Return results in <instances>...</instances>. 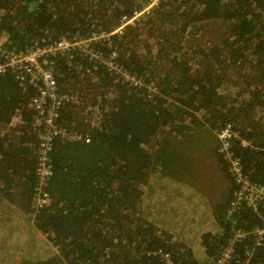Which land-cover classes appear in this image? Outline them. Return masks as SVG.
Returning a JSON list of instances; mask_svg holds the SVG:
<instances>
[{
    "label": "trees",
    "instance_id": "trees-1",
    "mask_svg": "<svg viewBox=\"0 0 264 264\" xmlns=\"http://www.w3.org/2000/svg\"><path fill=\"white\" fill-rule=\"evenodd\" d=\"M149 2L0 0V35L11 42L8 47L18 52L37 39L74 41L93 33L111 34L97 48L106 54L117 51L125 69L142 84L130 87L115 81L81 50L50 60L58 93H77L82 99L61 111L59 126L88 135L98 155L73 156L72 146L90 143L56 139L51 185L59 184L57 170L66 168L72 171L67 187L76 192L67 200L55 196L53 206L47 204L33 215L39 140L29 104L36 86L30 75L21 80L11 69L0 73V190L5 194L9 187L22 188L25 195L12 198L17 203L0 202V264H166L153 254L160 250L169 252L174 264H217L236 230L250 234L260 221L247 207L227 214L232 178L213 148L231 189L215 211L220 230L201 236L202 251L195 253L168 231L142 223L156 150L163 147L175 154L178 136L186 131L189 136L182 138L189 140L233 124L240 132L234 153L251 181L264 185V0H157L149 13L143 12ZM135 13L140 16L122 35L112 34L123 16ZM166 30L182 38V51L164 56L160 49V56L155 55L150 39ZM152 86L157 93L151 92ZM17 117L21 123L15 122ZM85 120L104 124L91 129ZM22 144L33 146L32 173L26 171L27 164L14 160L18 152L9 154L16 145L27 161L30 151L27 146L20 149ZM22 176L27 178L21 183ZM227 264H264V242L257 246L248 235L235 244Z\"/></svg>",
    "mask_w": 264,
    "mask_h": 264
},
{
    "label": "built area",
    "instance_id": "built-area-1",
    "mask_svg": "<svg viewBox=\"0 0 264 264\" xmlns=\"http://www.w3.org/2000/svg\"><path fill=\"white\" fill-rule=\"evenodd\" d=\"M156 2V0H150L149 6L145 7L143 12L149 13L150 6ZM138 15L139 13H135L132 18L123 16L114 33L122 35L125 27L133 23ZM104 35L93 33L85 38H74V41L64 37L53 42L37 39L18 52L15 48L7 46L11 42L5 34L0 35V73L11 69L16 72V77L21 80L25 78V75H30V83L36 86L35 95L30 102V108L36 115L39 140L38 157L35 164L36 182L32 202L33 215L43 210L50 201L49 189L56 175L53 156L55 140L58 139V141L65 143L90 142L91 140L88 135L78 131H68L59 126L58 120L61 111L68 105L82 103V99L77 93H58V84L52 66L54 61L51 63L50 60H57L56 57L72 49L81 50L80 54L84 55V58L95 60L99 64L98 66L105 67L115 81L127 83L130 87L142 86L139 78L125 69L126 66L117 51L106 54L97 48V45L101 47L103 40L100 38ZM152 91L157 93V86H152ZM85 122L91 125V129H96L104 124V122L97 120L91 122L85 120ZM215 133L219 142L217 151L226 162L228 173L232 178L233 190L228 202L227 214L229 216L239 214L243 207H247L256 211L260 220L253 225L250 234L238 228L233 237L228 240L217 261V264H227L231 259L235 244L246 239L248 235L253 236L255 245H263L264 214L261 212H264V185L251 181L244 172L240 157L234 153V141L239 139L240 133L234 125L226 123L222 129H217ZM242 143L248 145L246 141ZM153 254L159 255L166 264H174L169 252L160 250Z\"/></svg>",
    "mask_w": 264,
    "mask_h": 264
},
{
    "label": "crops",
    "instance_id": "crops-1",
    "mask_svg": "<svg viewBox=\"0 0 264 264\" xmlns=\"http://www.w3.org/2000/svg\"><path fill=\"white\" fill-rule=\"evenodd\" d=\"M19 119L17 117L15 122L21 123ZM206 134L209 133H197V138L189 137V140L182 138L183 135H188V131L178 136V150L175 154L182 157L181 164L174 162L173 151L163 147L157 149V161L154 163L153 173L145 189L146 222L168 231L195 253L202 251L201 236L204 233L219 232L220 225L215 211L228 200L231 189L230 179L222 171L218 158L213 154V148H218L216 133L213 135L212 132V139H207L212 136ZM17 139L14 141L15 144L19 142ZM11 142L9 138L5 146L7 147ZM169 142L175 143V139L169 138ZM247 143L252 142L247 141ZM24 146L30 151L27 161L21 150H16V145L10 148L9 154L18 152L14 160L20 161L22 166L27 164L24 166L26 171L32 173L34 165L31 164L30 159L34 154L33 146L22 144L19 148ZM26 178L22 176L21 183L26 181ZM9 188L10 190H4L5 194L0 190V202L17 203V200L13 201L12 198L25 196L21 195L22 188L18 191ZM169 220H184L179 223V226L184 228H171ZM210 220L214 224H211ZM191 227L195 229L190 231Z\"/></svg>",
    "mask_w": 264,
    "mask_h": 264
},
{
    "label": "rangeland",
    "instance_id": "rangeland-1",
    "mask_svg": "<svg viewBox=\"0 0 264 264\" xmlns=\"http://www.w3.org/2000/svg\"><path fill=\"white\" fill-rule=\"evenodd\" d=\"M140 16V14L138 15V17ZM137 17V18H138ZM156 26H159V24H157ZM117 29H115L113 31L112 34H117V33H114ZM124 33V31H123ZM160 32L157 31V34L156 36H154V39H150V44H154V54L155 55H159V50L161 49L162 52L160 53L161 55H164V56H167V55H172L174 53H178L180 51H182V38H178L177 35L178 33L174 30H166L164 33L162 34H159ZM111 35V34H110ZM110 35H107L105 34L102 38H100V40H104L105 37H109ZM118 35V34H117ZM162 35H164L163 37H161ZM156 38V39H155ZM107 40V39H106ZM147 41V39H145ZM160 56V55H159ZM161 59H157L155 60V64L159 65V62H160ZM213 135H215V132H213ZM212 136V135H211ZM216 136V135H215ZM213 136L211 138H207V139H212ZM77 145V144H76ZM72 146V155L75 156L77 154H80V155H84V156H87V157H92L94 159L97 158V152L94 150V146L90 143L88 144L86 147L84 146ZM88 149H93V154L90 153V151ZM174 155V162H176L177 164H181L182 163V157L180 155H177V154H173ZM77 160L78 162L84 164V162L82 161L81 157H77ZM76 161V160H75ZM78 163V164H80ZM65 169H58L57 170V180L59 182V184H56L54 182L53 185H51V195H50V201H48V205L49 206H53L56 201H57V198H55V196H61L65 198L64 199H70L72 197V193H75L76 190L75 189H69V184H70V174L72 173L71 170H67ZM62 181V182H61ZM60 198V199H61ZM59 199V200H60ZM58 200V201H59ZM176 214H177V209H176ZM147 219V218H145ZM184 220H169L170 222V227L171 228H181L183 229L184 227L182 226H179V223L183 222ZM211 224H214L213 221H209ZM144 225L147 223L146 221H143L142 222ZM195 228L194 227H191L189 230L192 231L194 230ZM211 229L215 230L214 228L211 227ZM210 229V230H211ZM184 241V240H183Z\"/></svg>",
    "mask_w": 264,
    "mask_h": 264
},
{
    "label": "clouds",
    "instance_id": "clouds-1",
    "mask_svg": "<svg viewBox=\"0 0 264 264\" xmlns=\"http://www.w3.org/2000/svg\"><path fill=\"white\" fill-rule=\"evenodd\" d=\"M156 1H157V0H156ZM149 3H150V2H149ZM155 4H157V2H156ZM153 5H154V4H153ZM153 5H152V6H153ZM148 6H149V5H148ZM150 7H151V6H150ZM149 9H150V8H149ZM90 141H91V140H90ZM86 143H91V142H86Z\"/></svg>",
    "mask_w": 264,
    "mask_h": 264
}]
</instances>
